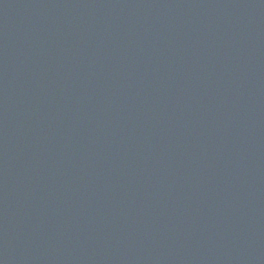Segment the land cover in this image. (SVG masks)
<instances>
[{
  "label": "water",
  "instance_id": "water-1",
  "mask_svg": "<svg viewBox=\"0 0 264 264\" xmlns=\"http://www.w3.org/2000/svg\"><path fill=\"white\" fill-rule=\"evenodd\" d=\"M0 264H264V0H0Z\"/></svg>",
  "mask_w": 264,
  "mask_h": 264
}]
</instances>
